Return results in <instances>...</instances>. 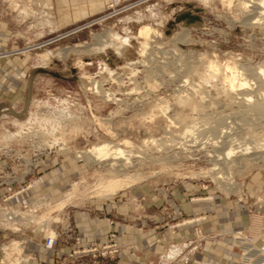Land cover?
<instances>
[{"label": "rangeland", "instance_id": "1", "mask_svg": "<svg viewBox=\"0 0 264 264\" xmlns=\"http://www.w3.org/2000/svg\"><path fill=\"white\" fill-rule=\"evenodd\" d=\"M260 4L0 0V181L21 175L16 157L34 165L24 186L0 185V204L10 198L24 227L12 235L0 226V246L37 247L45 227L74 228L75 212L102 218L96 203L121 198L128 212L112 216L111 226L166 232L173 255L231 239L241 257L233 235L261 232L264 222V116L255 110L264 104ZM141 28L151 35L139 36ZM226 66L244 87L229 92ZM98 146L120 151L115 163L125 168L90 162ZM227 149L232 157L221 158ZM118 180L127 186L102 191ZM235 212L231 231L211 221ZM74 231L78 243L59 242L65 257L57 263L116 264L113 227L102 245H84ZM110 246L117 253L104 257ZM86 249L96 251L81 255Z\"/></svg>", "mask_w": 264, "mask_h": 264}, {"label": "crops", "instance_id": "2", "mask_svg": "<svg viewBox=\"0 0 264 264\" xmlns=\"http://www.w3.org/2000/svg\"><path fill=\"white\" fill-rule=\"evenodd\" d=\"M37 190L39 188H36L32 194L37 195ZM3 192L5 190L1 189L0 194ZM19 199L23 198L19 197ZM200 206L196 205L195 207L199 208ZM95 208L104 210L107 216L99 218L89 212H75L71 215L72 225L84 245L104 244L109 228L113 227L117 234V242L120 245L116 264H242L236 248L231 244V239H225L223 242L218 241L213 245L206 244L202 252L192 251L190 254L173 255L171 244L174 239L166 232L160 235L154 228L142 230L118 222L111 226L110 218L112 216H124L128 212V204L122 202L121 198L101 201L96 203ZM190 208L189 204L183 205L185 212H189ZM237 214L236 212L231 213L224 222L216 214L211 221L222 223L221 233H224L231 231L234 223H239L240 218H237ZM191 228L192 225L185 227L186 234L192 231ZM25 253H30L36 260L29 264L47 263L49 261L48 254L33 245H26Z\"/></svg>", "mask_w": 264, "mask_h": 264}, {"label": "built area", "instance_id": "3", "mask_svg": "<svg viewBox=\"0 0 264 264\" xmlns=\"http://www.w3.org/2000/svg\"><path fill=\"white\" fill-rule=\"evenodd\" d=\"M16 154L19 155V153ZM12 162L17 163L13 166V168L21 170V175L19 177H6L5 179L0 181V185L17 184L24 186L23 183L25 177L31 175L32 167L34 165H32V163L24 164V159H18V157H16ZM36 183L37 181H35L33 185H36ZM9 200L10 198L4 197V204H0V226L5 228L12 235L22 233V229L24 228H22L23 225L21 224V220L23 218L21 215L22 213L12 211L10 207L6 205V202H8ZM261 228H263V230L261 229V232H256L249 228L246 233L236 232L233 235V241L240 250V260L243 264H264V222H262ZM40 233L42 234V237L38 241V243H36V245L37 248L44 250L48 254L49 261L47 263L40 262L39 264H60L57 263V261H59L62 257H65V254L57 251L59 242H63L67 245L69 241L74 242L75 244L78 243L74 228L69 223L61 226V229H49L45 227L44 230L40 231ZM26 245L27 244L25 241L18 242V245L16 247L19 249L18 253L16 251H12L8 246H0V250L4 255L2 256V261H0V264H22L28 263L31 260L34 261V258L31 257H21L23 252L22 250H24ZM95 251V249H86L80 254L88 255L93 254ZM116 253L117 249L113 246H110L107 247V252L104 253L103 256L112 257ZM75 254V252H72L70 254H67L66 257L68 259H73ZM5 255H9L8 259H6Z\"/></svg>", "mask_w": 264, "mask_h": 264}, {"label": "bare ground", "instance_id": "4", "mask_svg": "<svg viewBox=\"0 0 264 264\" xmlns=\"http://www.w3.org/2000/svg\"><path fill=\"white\" fill-rule=\"evenodd\" d=\"M256 9H260L259 12L257 11L259 17L262 16V15H264V2H263V0H261V4L258 5V7ZM150 31L151 30L148 29V28H141L139 30L138 35L141 36L142 38L143 37H148L149 35H151L150 34L151 33ZM144 44L145 43L143 42V45ZM225 71H226V73L223 76H224L225 82L228 85V88H229V92L230 93L235 90V87H241L242 88V87H244L246 85V82H244L243 80L239 79V76H241V75H239V73L236 70H232L231 68H229L228 66H226L225 67ZM261 75L264 78V72L261 71ZM255 110H256L257 114L260 117H263L264 116V104H258V105H256V109ZM232 151H233L232 149H227L224 153L219 154V156L221 155L220 157L221 158H224V159L229 158L232 155V153H233ZM117 155H121V152L118 151V150L111 151V149H108L107 146H98V147L94 148L90 152V154L88 155V158H89L90 162H100V161L102 162L103 161V162L108 163L109 166L119 165L120 166L119 169L122 170V169L125 168V166H124L125 164L124 163H121L120 161H118V162L115 163V161L117 160L116 159V156ZM216 158H217V156H216ZM221 158L218 157V159H221ZM127 184H128V181H126V180H118V181H114V182H108L105 186L102 187V191L103 192H106V193H114L117 190L123 188L124 186H127ZM12 245L13 246H11L10 249L12 251L19 252V249L16 248L17 245H18V243H15V244H12Z\"/></svg>", "mask_w": 264, "mask_h": 264}]
</instances>
